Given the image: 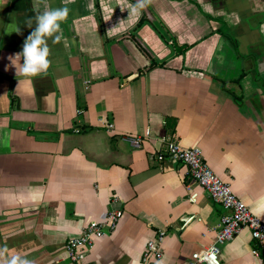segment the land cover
Masks as SVG:
<instances>
[{"label": "crops", "instance_id": "obj_1", "mask_svg": "<svg viewBox=\"0 0 264 264\" xmlns=\"http://www.w3.org/2000/svg\"><path fill=\"white\" fill-rule=\"evenodd\" d=\"M146 1L168 42L142 27L140 50L128 39L142 17V10L130 14L133 0H0V246L7 255L72 264L67 239L113 208L121 218L85 253L87 264H143L145 243L159 230L162 256L148 264H183L210 245L224 210L184 164L149 157L165 136L199 147L264 221V0ZM59 7L68 15L61 39L47 38V71L23 76L14 54L36 15ZM109 47L128 62L113 55V64ZM146 131L139 149L121 139ZM188 215L194 218L183 225ZM223 243L220 264H262L247 228Z\"/></svg>", "mask_w": 264, "mask_h": 264}, {"label": "built area", "instance_id": "obj_2", "mask_svg": "<svg viewBox=\"0 0 264 264\" xmlns=\"http://www.w3.org/2000/svg\"><path fill=\"white\" fill-rule=\"evenodd\" d=\"M77 112L80 113V111ZM99 123L106 131L112 130L114 126L112 122L103 118L99 119ZM148 132L146 131L144 135L124 134L121 135V139L128 143L131 148L139 149L142 147L143 137L147 136ZM161 140V149L149 153V157L156 161H163L168 158L184 164L187 167V175L190 181L207 191L210 199L218 203L224 210L214 234V241L202 251L191 253L183 264H220L218 259L219 245L232 239L244 228L249 230L253 241L251 254L264 264V221L253 214L245 202L235 195L229 185L214 173L203 159L199 147H184L169 136L162 137ZM185 188L189 192L188 200L194 202L197 198V192L192 190L189 181L185 184ZM121 215L120 209H110L100 219L89 220L84 225L81 234L67 239L64 246L70 262L72 264H87L84 261L85 253L93 247L95 240L115 229ZM193 218L194 215L185 217L183 225ZM163 237L164 231L159 230L155 237L147 240L141 258L143 264H148L162 256L161 243Z\"/></svg>", "mask_w": 264, "mask_h": 264}, {"label": "clouds", "instance_id": "obj_3", "mask_svg": "<svg viewBox=\"0 0 264 264\" xmlns=\"http://www.w3.org/2000/svg\"><path fill=\"white\" fill-rule=\"evenodd\" d=\"M144 6L145 0H136L131 6L130 14H137ZM67 15V7L51 8L36 15L35 27H32L31 32L25 38L22 50L15 53L13 57L22 58L19 72L23 76L35 77L47 71L50 64L47 38L51 37L53 43L61 39V22ZM31 23V18L25 21L27 26ZM15 31L19 32V28ZM0 257L3 258L0 259V264H33L31 259L19 254L7 255L6 246H0Z\"/></svg>", "mask_w": 264, "mask_h": 264}, {"label": "water", "instance_id": "obj_4", "mask_svg": "<svg viewBox=\"0 0 264 264\" xmlns=\"http://www.w3.org/2000/svg\"><path fill=\"white\" fill-rule=\"evenodd\" d=\"M133 1L136 2V0H133ZM149 8H150V6H149V2L145 0V6L141 9V10H142V22H141V24L139 25V28L132 32V36H133V37L135 36V38H133V40H132V36H129V35H128V39H130V41H131L133 44H134V42H135L140 50H143V49H142L141 45L138 44L136 41H137L138 39L141 40V36H140L138 30H139L140 28H142V27H148V28L152 29V30H153V31L159 36V38H160L163 42H168L167 39H166V37H165V35H164V31L162 30V28H161V26H160V24H159V22H158V19L155 17V14H153V13L150 11ZM137 33H138V34H137ZM23 43H24V42H23ZM22 45H23V44H22ZM167 48L170 50V53H173L174 49H173L171 43L167 45ZM119 51H121L119 48H116V49L113 48V47H109V48H108L109 58H110L111 62H112V57H113V55H115V56H118V58H120V60H123L124 63H127V62H128V58L124 57ZM144 53H145V52H144ZM145 54H146V53H145ZM120 55H121V56H120ZM147 57H148L147 60H148V62H149V64H150V63L152 62V59H151L149 56H147ZM156 59H157V57H156ZM158 59H159V57H158ZM112 63H113V62H112ZM113 64H114V63H113ZM138 74H139V70L136 69V70L133 71V73H131L130 75H128V76L126 77V79L131 80L132 78L137 77Z\"/></svg>", "mask_w": 264, "mask_h": 264}, {"label": "trees", "instance_id": "obj_5", "mask_svg": "<svg viewBox=\"0 0 264 264\" xmlns=\"http://www.w3.org/2000/svg\"><path fill=\"white\" fill-rule=\"evenodd\" d=\"M142 16V15H141ZM142 22V17H141V20L139 21V24H141ZM156 64V62L154 60H152V62L150 63L149 67H152ZM245 75V72L242 73V75L240 77H237L236 79H234L233 81H235L236 83H239L240 80L242 79V76ZM233 95H234V98L238 101V99H240V96H237L236 94H234L233 92H231ZM174 122L175 119L173 117H167L166 118V123H169V122ZM173 125V124H172Z\"/></svg>", "mask_w": 264, "mask_h": 264}, {"label": "bare ground", "instance_id": "obj_6", "mask_svg": "<svg viewBox=\"0 0 264 264\" xmlns=\"http://www.w3.org/2000/svg\"><path fill=\"white\" fill-rule=\"evenodd\" d=\"M158 66V65H157ZM224 244V243H223Z\"/></svg>", "mask_w": 264, "mask_h": 264}]
</instances>
